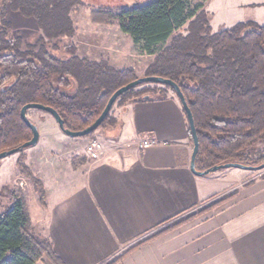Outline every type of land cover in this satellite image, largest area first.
<instances>
[{"label":"trees","instance_id":"trees-1","mask_svg":"<svg viewBox=\"0 0 264 264\" xmlns=\"http://www.w3.org/2000/svg\"><path fill=\"white\" fill-rule=\"evenodd\" d=\"M192 1L153 0L116 14L106 9L100 12L105 20L99 23L117 22L144 54L154 57L146 78L159 77L179 86L199 139L198 171L228 164L256 168L264 162V150L259 149L255 157H243V153L264 146V25L239 23L213 33L205 11L207 0H198L194 6ZM80 4L79 0H0V153L21 148L32 139V131L21 118L26 105L52 109L66 130L80 132L99 119L119 89L140 79L131 69L119 71L106 62H90L75 55L63 60L47 51L46 38L74 36L70 13ZM9 11L37 21L42 36L35 44L11 35L12 24L6 19ZM184 27L186 34L181 33ZM73 84L74 91L66 92ZM151 85L153 89L138 90ZM168 91L176 95L168 86L143 84L116 103L165 100ZM116 124L109 114L99 128ZM33 182L44 205V188L35 179ZM233 196L219 199L199 214ZM196 215L156 230L105 264H117L132 250ZM44 258L62 264L51 243L33 233L24 201L15 199L10 210L0 216V264H38Z\"/></svg>","mask_w":264,"mask_h":264},{"label":"crops","instance_id":"crops-1","mask_svg":"<svg viewBox=\"0 0 264 264\" xmlns=\"http://www.w3.org/2000/svg\"><path fill=\"white\" fill-rule=\"evenodd\" d=\"M115 118L119 130L104 137L98 161L82 160L73 169L71 157L67 163L56 157L50 166L57 184L41 177L47 195L43 239L62 264L110 262L168 221L227 194L234 196L223 206L144 243L117 264H264V169L195 175L188 118L170 92L165 100L126 103ZM145 141L157 144L142 150Z\"/></svg>","mask_w":264,"mask_h":264},{"label":"rangeland","instance_id":"rangeland-1","mask_svg":"<svg viewBox=\"0 0 264 264\" xmlns=\"http://www.w3.org/2000/svg\"><path fill=\"white\" fill-rule=\"evenodd\" d=\"M79 1L81 4L76 6L70 13L75 28L74 36L51 40L46 38L44 44L47 51L54 57L63 60L71 59L75 55L90 62H106L116 70L131 69L134 70L138 78H144L154 57L144 54L140 45H135L129 36L122 33L117 22L107 21L106 23H99L105 20L99 15L102 10L106 11V9H109L108 12L116 14L120 9H133L146 5L153 0ZM198 3H200L198 0L191 2L192 6ZM205 11L209 15L211 27L215 31L221 28H231L238 23L255 22L264 24V0H207ZM6 19L12 24L11 35L22 38L27 44H35L39 37L42 36V32L34 18H25L19 13L9 11ZM185 30L186 27L181 30V33L186 34ZM147 86L138 90L154 88L152 87L154 85H151V87ZM74 89L75 86L73 84V88L66 92L72 93ZM169 92L174 94L171 91ZM129 102L130 100H126L117 102L114 105L110 113L111 118L117 122L114 127L99 128L92 135L82 138H72L61 132L55 119L49 113L40 110H30L28 118L37 126L40 132V140L36 146L26 149L22 155L16 154L0 161V216L10 210L15 199L23 200L34 222V225L32 224L33 233L39 238H43L45 236L46 214H42L41 208L45 207V203L44 205L41 204L38 189L33 180L38 181L44 188L46 202L47 195L41 177L45 181L49 180L47 184L51 186L57 184L58 178L55 170L50 166L52 165L51 160L58 157L63 158L64 162L67 163V158L71 157L69 160L73 169H77L81 165L82 160L92 161L86 154L87 146L94 140L102 142L104 137L117 134L119 122L115 118V114L121 106ZM259 149L260 152L263 151L264 146L247 149L243 153V157H255L258 155ZM19 162L21 163L20 166L18 165ZM44 165H46L45 168L43 167ZM22 166L24 170L20 168ZM63 168L65 166L61 164L60 169L62 170ZM43 171L44 175L40 176L39 173L42 172L43 174ZM223 171L224 169L219 172ZM62 175L64 176V174ZM227 195L214 196L209 202L179 216L162 228L176 225L181 220L187 219L188 216L197 214L191 220L171 231L177 230L197 218L211 213L229 200L218 207L199 214L202 209L210 207L211 204ZM43 262L45 264H53L46 258L41 261V263Z\"/></svg>","mask_w":264,"mask_h":264},{"label":"water","instance_id":"water-1","mask_svg":"<svg viewBox=\"0 0 264 264\" xmlns=\"http://www.w3.org/2000/svg\"><path fill=\"white\" fill-rule=\"evenodd\" d=\"M143 84H158V85H163V86H168L171 89L174 90V92L176 93V96L178 97V99L181 101V104L186 112L187 118H188V122H189V126H190V130L192 133V139H193V145H194V149H193V154H192V159H191V171L200 177H205L208 176L212 173H216L220 170L223 169H241V170H254V171H261L264 169V163L256 168L253 167H248V166H243L240 164H228L225 166H219V167H215L212 168L210 170L204 171V172H200L196 169V158L197 155L199 153V139L197 136V133L195 131V126H194V121H193V116L187 106V103L185 101V98L179 88V86L167 79H163V78H159V77H149V78H140L138 80H136L135 82H132L131 84L119 89L108 101V104L106 105V108L104 109L103 113L101 114V116L99 117V119L89 128H87L86 130L80 131V132H72L69 130L65 129L64 126V122L61 119V117L58 115L57 112H55L52 109L43 107L41 105H34V104H29L26 105L22 110H21V118L23 120V122L30 128V130L32 131V139L27 142L25 145H23L21 148H16L10 151H6V152H2L0 153V161L4 160L8 157L14 156L16 154H19L21 152H23L24 150L34 147L39 143L40 140V132L37 128V126H35L28 118V112L30 110H40V111H44L49 113L56 121V123L59 126V129L61 130V132H63L64 134H66L69 137L72 138H82V137H87L90 134L94 133L96 130H98V128L101 126V124L104 122V120L106 119V117L111 113L112 108L114 106V104L116 103V101L125 93L134 90L136 88H138L139 86L143 85Z\"/></svg>","mask_w":264,"mask_h":264},{"label":"built area","instance_id":"built-area-1","mask_svg":"<svg viewBox=\"0 0 264 264\" xmlns=\"http://www.w3.org/2000/svg\"><path fill=\"white\" fill-rule=\"evenodd\" d=\"M156 141H145L141 144V149L146 150L156 145ZM103 145L100 141L94 140L87 146L86 154L92 161H98L103 154Z\"/></svg>","mask_w":264,"mask_h":264}]
</instances>
